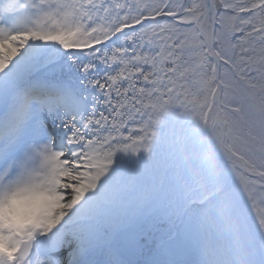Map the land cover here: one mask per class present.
<instances>
[{"label": "snow or ice", "instance_id": "obj_1", "mask_svg": "<svg viewBox=\"0 0 264 264\" xmlns=\"http://www.w3.org/2000/svg\"><path fill=\"white\" fill-rule=\"evenodd\" d=\"M0 264H264V0H0Z\"/></svg>", "mask_w": 264, "mask_h": 264}]
</instances>
